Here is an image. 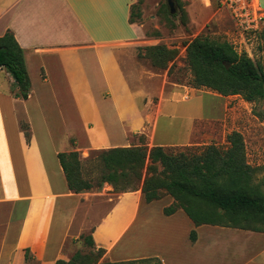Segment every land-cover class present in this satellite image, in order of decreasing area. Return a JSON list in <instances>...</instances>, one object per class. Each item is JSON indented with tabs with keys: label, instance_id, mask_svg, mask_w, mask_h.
I'll use <instances>...</instances> for the list:
<instances>
[{
	"label": "crops",
	"instance_id": "0c3cea01",
	"mask_svg": "<svg viewBox=\"0 0 264 264\" xmlns=\"http://www.w3.org/2000/svg\"><path fill=\"white\" fill-rule=\"evenodd\" d=\"M137 1L0 0V37L13 35L30 81L23 100L0 68V264H25L26 250L38 264L67 261L88 231L114 262L264 264V232L195 226L181 209L164 214L171 197L146 203L140 190L93 208L91 194L67 187L59 153L128 148L135 135H144L149 148L167 149L155 142L167 72L148 68L139 55L150 44L141 25L129 20ZM59 90L68 95L66 106ZM216 97L213 105L223 102ZM241 106L247 107L243 99L232 107V119L242 121ZM76 120L82 142L71 133L57 137V126ZM193 132L176 147L190 145Z\"/></svg>",
	"mask_w": 264,
	"mask_h": 264
},
{
	"label": "trees",
	"instance_id": "16d2710c",
	"mask_svg": "<svg viewBox=\"0 0 264 264\" xmlns=\"http://www.w3.org/2000/svg\"><path fill=\"white\" fill-rule=\"evenodd\" d=\"M142 0L131 7L130 22ZM264 31V28L261 30ZM260 31V32H261ZM140 57L148 59L155 68L166 70L177 51L163 45L144 48ZM187 61L198 87H205L223 97L239 95L247 102L264 98V70L255 66L245 55L226 42L218 43L198 36L186 45ZM229 68L226 69L225 66ZM0 68L5 69L18 87L17 97L26 100L30 93L24 55L13 35L8 31L0 37ZM26 140L28 126L21 125ZM225 150L210 144L199 153L170 154L162 147L147 148L145 144L128 148H111L95 152L81 161L78 152L57 155L67 187L72 193L89 192L94 188L83 175V164L101 168L99 185L107 183L120 192L140 191L144 201L151 203L161 198V192L173 199L164 208L165 215L181 209L195 226L212 225L254 232H264V186L253 184L257 168L246 162L243 137L233 131L227 136ZM84 243L94 248L91 235L81 236ZM195 233H191V240ZM104 253L98 249V254ZM33 261L25 251V264ZM55 264H91L87 257L75 253L69 261Z\"/></svg>",
	"mask_w": 264,
	"mask_h": 264
},
{
	"label": "rangeland",
	"instance_id": "374dc122",
	"mask_svg": "<svg viewBox=\"0 0 264 264\" xmlns=\"http://www.w3.org/2000/svg\"><path fill=\"white\" fill-rule=\"evenodd\" d=\"M172 1L175 12L171 14L167 0H142L138 10L134 9V16L139 13L140 17H133L134 21L141 25L150 46L163 45L169 50L177 51L174 60L168 64L165 70L167 72V94L164 96L162 111L157 121L155 142L165 144L167 147L165 150L170 154L199 153L210 144L225 150L228 147V134L237 131L242 135L248 147L247 164L258 169L254 175L253 184L261 182L264 186V98L256 102L245 101L247 107H240L245 112L242 121H237V118L232 119V107L238 106L243 98L239 95L228 96L220 99L223 102L220 101V103L213 105L215 97L219 95L208 88L198 87L195 84L186 54V45L196 37L203 36L218 43H229L238 53L245 54L255 66L264 70V31L255 34H240L234 29L228 12L216 0H210L209 4L207 0ZM261 5L264 6V1H261ZM144 52L142 50V54ZM144 63L150 69H156L158 72L164 71L153 67L148 59ZM173 90L176 93L169 95V92ZM57 95L60 105L66 106L69 101L68 95L61 90L58 91ZM153 102L156 103L157 98H154ZM219 105L226 107L222 108ZM191 128H194L192 143L185 147H176L177 143L185 140ZM80 129L79 122L76 120L70 124L57 126L55 132L57 137L71 133L82 142ZM129 143L132 147L138 143L140 145L146 144L145 137L144 135L129 137ZM147 148L149 149V147ZM97 151L100 150L86 152L80 149L77 152L83 161L91 158ZM83 175L87 180H91L94 186L92 190L87 192L91 194L93 208L102 209L105 205L110 207L118 196L131 193L129 190L123 193L117 191L107 183H103L100 188H97L101 168L94 164L84 163ZM140 186L141 183L137 185L136 191L140 189ZM98 193L101 195H97ZM168 196L161 192L160 199L164 200ZM154 213L153 220L158 221V214L155 209ZM92 216L91 219L94 220L95 215ZM89 234L88 231L84 236ZM149 235L150 231L147 230L145 239L141 240L142 243L149 244ZM76 246L77 248L68 254L67 261L78 252L87 257L91 264H158L154 260L110 261L104 258V253L98 254L96 247H88L81 238L77 241ZM29 264L38 263L31 261Z\"/></svg>",
	"mask_w": 264,
	"mask_h": 264
},
{
	"label": "built area",
	"instance_id": "2783aa9c",
	"mask_svg": "<svg viewBox=\"0 0 264 264\" xmlns=\"http://www.w3.org/2000/svg\"><path fill=\"white\" fill-rule=\"evenodd\" d=\"M208 4L210 0H207ZM264 0H216L224 8L240 34H255L264 28ZM187 99V97H185Z\"/></svg>",
	"mask_w": 264,
	"mask_h": 264
},
{
	"label": "water",
	"instance_id": "95a60500",
	"mask_svg": "<svg viewBox=\"0 0 264 264\" xmlns=\"http://www.w3.org/2000/svg\"><path fill=\"white\" fill-rule=\"evenodd\" d=\"M167 6H168V8H169V12H170L171 14L175 12V10H174V3H173L172 0H167ZM225 67H226V69L229 68L227 65H226Z\"/></svg>",
	"mask_w": 264,
	"mask_h": 264
}]
</instances>
